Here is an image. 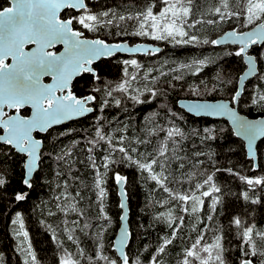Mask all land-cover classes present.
Here are the masks:
<instances>
[{"label": "trees", "instance_id": "obj_1", "mask_svg": "<svg viewBox=\"0 0 264 264\" xmlns=\"http://www.w3.org/2000/svg\"><path fill=\"white\" fill-rule=\"evenodd\" d=\"M230 4L233 10H237L235 0H230ZM7 5V0H0V10ZM148 6L154 13H159L165 4L163 0H100L86 3L92 14L110 11L125 16H135ZM216 6H219V0H193L189 23L195 20L203 22L187 31L197 36L198 41L188 44L157 41L161 45L167 43V49L154 58L141 59L140 62H148L146 65L140 63L144 74L148 73L147 79L140 82L122 79L125 69H122L119 58L100 62L96 69L98 80L89 75L76 79L73 91L78 97L89 94L96 97L94 111L81 119L55 127L45 135H36L42 139L43 148L31 188L22 185L24 156L0 144V178L6 181L5 186L0 187V256L3 257L0 264H21L16 250L17 238L13 234V229L19 225L11 223L17 214L23 220L24 230L28 232L29 243L39 264H60V258L65 253L80 264H107L106 261L96 260L98 246H102L103 255L122 264L112 249L120 216L115 181L117 174L125 177L123 188L130 228L126 248L129 264L134 261L136 264H153L154 256L159 264H182L184 250L191 247L201 234L204 237L202 243L209 244L219 236L225 264H240L243 226L252 227L254 232H264V186L250 187L241 179H264V139L257 145L258 165L254 169L252 161L246 157L243 143L233 135L224 120L194 117L177 107V100L181 98L232 100L236 92L237 78L244 70L242 56L235 55L238 48L217 47L203 41H211L226 30L244 31L254 24L245 26L242 17L220 21L219 16L210 11ZM80 14L68 13V16ZM209 19L218 22L208 24L206 21ZM135 26V21L120 22L119 26L114 22L112 26L101 27L91 34L87 31V34L108 41H117L114 38L127 40L132 38ZM263 48L264 45L250 50L256 56L259 75L246 84L238 101L239 112L249 118L264 116V101L258 99L264 95V56L259 55ZM195 61H204L199 66V72L195 71ZM181 65L193 67L181 68ZM162 71H166L163 76L160 75ZM178 75L182 78L173 79ZM124 80L129 82L128 93L113 91L112 97L106 95L109 87L114 89ZM148 89L155 91L156 95ZM132 95H137L141 102L132 100ZM254 98L257 103L252 102ZM117 99L120 100L119 105L115 103ZM105 100H108L107 104H104ZM97 128L106 137H112V144L117 146H120V137H124L122 146L132 157L130 161L123 159L118 151L112 153L111 159L115 163L110 164L102 185L106 192L104 213L107 221L100 216L98 190L94 182L97 169L104 172L103 158L109 154L110 148L107 140L99 141L94 147L88 143L96 139ZM171 128H178L183 136L168 139L167 131ZM69 130L70 134L61 135L69 133ZM162 143L169 148L165 154L169 160L164 172L168 180L164 181V185L170 190L196 191L200 195L208 191L209 186L196 190L195 185L203 184L208 175L213 176L212 183L220 189L208 197L201 196L203 203L195 214L191 213V201L189 213L185 214L176 201L170 200L163 187L149 179L148 173L142 172L133 162H147L156 155ZM89 148L93 150L89 152ZM133 148L134 152L131 151ZM69 149L71 155L65 160L56 159ZM89 156L95 160L96 168H93ZM181 163L184 165L182 169ZM153 170L155 173L161 171L158 165H154ZM192 173L194 175L189 180L188 174ZM20 192H26L27 197L17 202L15 195ZM245 193L247 200L244 199ZM62 194L69 201L75 200L78 211L65 213L57 207L64 204ZM214 196L219 197V201L213 210ZM57 197H62L60 202L55 199ZM166 200L169 202L163 203ZM169 210L174 217H184L174 239L166 220L158 218L160 213L167 214ZM237 218L242 222L241 228L233 222ZM84 224L89 227L83 228ZM69 235L73 240L68 239ZM164 239H172V243L166 246L163 253H157ZM257 244L264 249V242L257 241ZM81 250L83 256L79 255ZM250 259L253 264H261L264 257L257 255Z\"/></svg>", "mask_w": 264, "mask_h": 264}, {"label": "snow or ice", "instance_id": "obj_2", "mask_svg": "<svg viewBox=\"0 0 264 264\" xmlns=\"http://www.w3.org/2000/svg\"><path fill=\"white\" fill-rule=\"evenodd\" d=\"M165 7L159 13H154L151 6L146 10L136 13L135 16L129 14L118 15L115 12L104 11L99 14H92L88 11L85 0H12L10 7L3 8L0 11V128L4 130V135H0V142L13 146L16 151L22 154L26 159L23 162L25 170V178L22 183L31 188V177L37 168V162L41 159V145L39 139H34L32 133L34 131L45 132L53 125L62 124L65 121L82 117L87 113L93 111L89 105L96 97L94 95H85L77 97L70 89V84L74 76L81 73H91L95 79H99L95 69L91 67L93 62L102 57H110L117 52L129 51L138 52L139 48L124 49L121 44H107L103 40H87L83 39V33L79 30L73 29V24L78 23L84 29L89 31H97L104 26H112L114 22L119 26L120 22L135 21L136 30L132 33L137 36L151 37L153 40H171L176 44H188L197 42L198 37L190 35L187 29L195 28L197 24L203 21L195 20L189 23V16L192 11L193 0H163ZM237 10H233L230 0H219V6L210 10L213 15H218L220 21L231 19L233 17L240 19L243 18L245 26L255 24L252 31L238 33L235 30L227 33L224 40H211L205 39L204 44L211 43L213 45L223 43L230 40L233 44H239V49L235 52L237 57L245 54L246 49L250 45L257 44L258 41H264V0H235ZM61 9H76L80 10L81 14L73 16L69 19L58 18V13ZM110 17V18H109ZM107 18V19H105ZM218 21L209 19L206 21L208 24H213ZM34 44L30 51H25V45ZM63 44L64 50L57 54L51 51L55 45ZM152 51H159L153 49ZM11 57L12 63L5 61ZM249 65V74L255 71V65L251 56L247 57ZM125 65H133L139 68L137 61L124 60ZM204 61H195V71L199 72L201 65ZM181 68L191 69L193 65H181ZM151 70H149L150 72ZM195 74V73H193ZM164 75V73H161ZM50 76L52 83H43L42 78ZM125 76H128L127 68L125 69ZM145 78H148V73H145ZM182 76H175L173 79L179 80ZM132 80L136 79L135 75L131 76ZM155 83V78L152 80ZM100 91V89H95ZM113 91L128 93L129 82L124 80L116 87L108 88L106 95L112 97ZM152 95H156L155 91L148 89ZM195 91V90H194ZM59 93V94H58ZM239 96V92L236 93ZM233 97V101L236 100ZM131 99L140 103L137 95H132ZM259 101H264V95L260 96ZM253 103H257L254 98ZM108 100L104 101L107 104ZM117 105L120 100H116ZM25 106H30L31 115H21V109ZM185 107L189 111L197 113L204 112L210 115L227 116L233 123L235 133L238 136H243L248 141L249 151L251 152L252 142L258 137L264 136V121H248L240 117L236 110L229 108L226 103L219 104H188ZM5 108L15 109L16 115H9ZM69 133H61L66 135ZM96 139L88 141L93 147L99 142L107 140L109 142V154L103 158V169L101 173L99 169L96 171L95 188L98 190L97 199L99 201L100 216L107 221L108 217L104 213V199L106 192L104 187V177L110 164L115 163L111 159L112 153L119 152L122 158L132 160L129 151L122 146L124 137H120L119 145L112 144V137L105 136L100 128L96 129ZM174 136H183L178 128H171L167 131V138L171 139ZM142 142V141H138ZM175 144L176 141H173ZM93 149L89 148L91 152ZM131 151H135L133 148ZM169 148L165 144H161L156 155L147 162H140L139 160L133 161L137 164L142 172L148 173V178L155 181L157 185L163 187V191L169 194L170 200H174L180 206L181 211L185 214L189 213V202L191 201V213L198 212L197 205L202 204L201 196L208 197L210 193L219 192L220 189L212 183L213 176L208 175L204 179L203 184L196 183L195 189L199 190L204 185L209 186L208 191H203L200 195L196 191L180 192L172 191L169 187L164 185V181L168 177L164 175L166 171L167 162L169 158L165 155ZM175 152V148L172 149ZM71 155V150L62 152L61 155L56 157L57 160H65L66 156ZM199 155V154H198ZM164 159L161 160L160 158ZM180 159V157H176ZM93 168H96L95 160L89 156ZM158 165L161 169L159 173H155L153 166ZM184 165L181 163L180 168ZM231 171V170H229ZM194 173L188 174V179L191 180ZM242 180L250 187L257 185L264 186V179L255 178L250 179L241 177ZM117 185H123L125 177L117 174L115 176ZM181 181H177L180 183ZM6 181L0 178V187L5 186ZM79 195V193H77ZM27 197L26 192H20L15 195L17 202L24 201ZM64 204H58L57 207L61 211L67 213L69 211L76 212L78 209L72 204L65 196ZM62 197H57L60 200ZM244 199H248L247 193L244 194ZM219 201V197H213V210L215 204ZM164 201L163 203H168ZM256 203V201H253ZM120 207H125L124 203H120ZM51 214V213H50ZM164 218L168 226L172 228V238L177 235V230L182 227L184 217H174L169 210L167 214L160 213V217ZM212 217L210 216L209 219ZM121 220L125 216L120 217ZM179 223H176V221ZM234 224L242 227L240 219H234ZM12 225H19L13 229L14 237L17 238V251L24 256L23 264H39L37 256L28 241V232L24 230L23 220L17 214L15 219L12 220ZM73 223H76L75 221ZM88 224H84L83 228H88ZM22 237V240L20 239ZM128 232L125 229L119 240V244L123 247L127 241ZM242 240L241 252L242 258L240 264H253L250 257L261 256L264 257V249L258 247L257 241L264 242V232H254L252 227L243 226L240 233ZM69 240H73L71 235L68 236ZM203 234L198 236L191 247L184 250V259L182 264H225L222 256V247L220 244V237L216 236L212 243H202ZM172 243V239H164L161 246L157 249V253H163L166 246ZM205 254V255H202ZM79 255L83 256L81 250ZM122 264H129V257L121 253ZM3 257L0 256V262ZM96 260L106 261L107 264H117L116 260H110L107 256L102 254V246H98ZM60 264H80L78 260L72 258L71 255L65 253L60 258ZM136 264V262H132ZM153 264H159L158 259L153 257ZM264 264V260L261 261Z\"/></svg>", "mask_w": 264, "mask_h": 264}, {"label": "water", "instance_id": "obj_3", "mask_svg": "<svg viewBox=\"0 0 264 264\" xmlns=\"http://www.w3.org/2000/svg\"><path fill=\"white\" fill-rule=\"evenodd\" d=\"M92 2V1H100V0H85V5L87 2ZM8 2V5L6 7H10L11 6V2L12 0H7ZM5 8V7H4ZM3 9H1L0 11H2ZM65 10V9H61L60 12L58 13V18L61 14V12ZM69 10H72L74 12H80V10H76V9H69ZM255 27V24L251 27H249L248 29L244 30V31H241V32H238V33H242V32H248V31H252L253 28ZM234 31L233 29L231 30H226L224 31L222 34H220L219 36H217L215 38V40H224V38L226 37L227 33L229 32H232ZM236 31V30H235ZM237 32V31H236ZM96 39H99V38H95V39H87V40H96ZM101 40V39H100ZM105 42V41H104ZM107 43V42H105ZM107 44H121L122 47L124 49H128V48H139L141 49V51H138V52H129V51H121V52H117L115 54H127V55H133V54H147V53H156L158 51H152L153 49H160L161 48H158L157 46H154L152 44H145V43H139V44H136V45H132L130 46L127 42H122V43H107ZM264 45V41H258L257 44L255 45H250L247 49H246V52L245 54L241 55L242 56V60H243V63L245 65V69L242 73L239 74L238 78H237V82H236V86H237V89H236V93L239 92V96H236V93L234 96H236V100L233 101V104H231L229 101H223V100H217V101H204V100H187V101H181V102H177V106L179 108H181L182 110H184L186 113H188L189 115L191 116H194V117H205V118H209V119H213V120H224L228 126L230 127L233 135L239 139L242 143H243V146H244V150H245V153H246V156H247V159H250L252 160L253 162V165L254 167L256 168V164H257V152H256V146L257 144L264 138V136H261V137H258L257 139L253 140L252 142V148H251V152L249 151V146H248V141L247 139H245L243 136H238L236 135L235 133V128H234V125L233 123L229 120V118L227 116H218V115H210V114H207V113H204V112H200V113H197L195 111H189L185 105H188V104H194V103H200V104H204V103H208V104H219V103H226L228 104L229 108H233L236 110L237 114L242 117L243 119L245 120H248V121H256V122H259V121H264V116L262 117H257V118H249L247 117L246 115L244 114H241L238 112V109H237V102H238V99L241 97L243 91H244V87L246 86V84L253 80L254 78H256L258 75H259V68H258V62L256 60V56L253 55L252 53H250V50L253 48V47H262ZM60 46L61 49L57 52V54H59V52H62L64 50V45L63 44H57L55 45L53 48L55 47H58ZM217 47H223V46H234V47H237L239 48L240 45L237 43V44H233L230 40L228 41H225L223 43H219V44H216ZM33 47H35L34 44H28V45H25V51H30ZM114 54V55H115ZM113 56V55H112ZM248 56H251L253 58V63L255 65V71L251 74H249V65H248V61H247V57ZM111 57V56H110ZM106 58H109V57H102L100 59H106ZM9 60V64L12 63V60H11V57H9L5 62H7ZM98 61V60H96ZM94 61V62H96ZM93 62V63H94ZM77 77V76H74L72 81L74 80V78ZM49 78L51 79L49 82H46V83H52V78L49 76ZM71 81V83H72ZM42 82H43V78H42ZM45 83V82H43ZM70 89H71V84H70ZM79 98V97H78ZM94 103L91 102V104L89 105L90 107L93 108L92 104ZM24 108H28L29 110V114L27 116H30L31 115V108L30 106H25ZM22 108V109H24ZM10 110H14V113L10 114V115H16V111L15 109H8L6 108V112H9ZM93 111H94V108H93ZM90 112V113H87L85 114L84 116L82 117H76L74 119H71V120H68V121H65L63 122L62 124H59V125H53L51 128H49L47 131L45 132H39V131H34L32 133L33 135V138L34 139H39L41 140L42 142V145H41V151H42V148H43V141L42 139L36 137V135H45L49 130L55 128V127H60L62 125H66L68 124L69 122L71 121H76L78 119H81L85 116H88L90 114L93 113ZM2 130V134L1 135H4V130L2 128H0ZM3 143V142H1ZM7 145V144H5ZM7 146H10L17 154L19 155H22L20 153H18L16 151V149L11 146V145H7ZM23 156V155H22ZM26 159V157H24V160ZM24 162V161H23ZM39 162L40 160L37 162V168L36 170L34 171L32 177H31V180L35 174V172L38 170L39 168ZM25 178V170L23 168V178H22V181L23 179ZM124 184V183H123ZM22 185L24 187H26L23 183ZM117 185V183H116ZM27 188V187H26ZM117 195H118V200H119V208H120V216H119V224H118V227L116 229V233L112 239V249L116 255V257L122 262V257H121V253H124L126 254V248L128 246V243H129V240H130V228H129V209H128V203H127V197H126V194H125V191H124V188H123V185H117ZM123 202L125 207L122 209L120 207V203ZM125 216V219L124 220H121L120 217L121 216ZM127 229V232H128V238H127V241L125 243V245L123 247H121V245L119 244V240H120V236L122 234V232Z\"/></svg>", "mask_w": 264, "mask_h": 264}, {"label": "flooded vegetation", "instance_id": "obj_4", "mask_svg": "<svg viewBox=\"0 0 264 264\" xmlns=\"http://www.w3.org/2000/svg\"><path fill=\"white\" fill-rule=\"evenodd\" d=\"M89 2V1H88ZM92 2H98V1H92ZM68 13H78V12H74V11H72V10H69V9H65V10H63L62 12H61V14H60V16H59V18L60 19H69V18H71V16H68ZM77 25H78V23H75L74 22V24H73V29L74 30H79V31H81L82 33H83V39H95V38H99V39H101V40H103V41H105V42H119V41H127L130 45H132V44H135V43H145V44H156V45H158V46H160V47H164V49L166 48V46L165 45H167V43H165V45L163 44V45H161V43H163V42H167L168 40H156V42H154V40L153 39H151V37H146V36H137V35H133V34H131V36H132V38H128L127 40H125V39H122V38H114V39H116L117 41H108V40H105V39H103V38H101V37H98V36H94V35H89V34H87V31H89V30H86V29H84L81 25L79 26L78 25V27H77ZM136 30V26H135V28L132 30V33L134 32ZM90 32V34H91V32H94V31H89ZM157 41H160L161 43H158ZM61 49V47L60 46H58V47H55V48H52V49H50L51 51H53V52H58L59 50ZM167 49V48H166ZM159 53H161V52H156V53H147V54H133V55H127V54H115V55H113V56H111V57H109V58H106V59H99L98 61H96V62H94L93 63V65L91 66V67H93L94 69H95V71H96V73H97V66L100 64V62H102V61H105V60H110V59H120L121 60V67H122V69H126L127 68V71H128V76H125V71H124V73L122 74V76H121V78L122 79H128V80H132L131 79V76L132 75H135L136 76V79L135 80H132V81H139L140 80V78H139V74H138V72L135 70V69H138V70H143V68L140 66V63H137L138 65H139V68H137L136 66H130V68H133V69H130V68H128V65H125L124 63H123V61L124 60H132V59H135L137 62H140L141 61V59H143V58H154V57H156V56H159ZM147 60V59H146ZM9 62V60L6 62V63H8ZM82 75H89V76H91L93 79H95L94 77H93V75L91 74V73H81L80 75H78L77 77H75L74 78V80L72 81V83H71V90H72V92H73V94L74 95H76V92H74L73 91V84H74V81L76 80V79H78L80 76H82ZM51 79L49 78V76H45V77H43V82H49ZM59 94V93H58ZM77 96V95H76ZM78 97V96H77ZM93 106H94V103L92 104ZM5 111H6V108H5ZM9 115L10 114H12V113H14V110H10L9 112H7ZM21 115H24V116H27L28 114H29V110H28V108H24V109H21V113H20ZM2 133V130L0 129V134Z\"/></svg>", "mask_w": 264, "mask_h": 264}, {"label": "rangeland", "instance_id": "obj_5", "mask_svg": "<svg viewBox=\"0 0 264 264\" xmlns=\"http://www.w3.org/2000/svg\"><path fill=\"white\" fill-rule=\"evenodd\" d=\"M168 41L171 42V40H168ZM261 48H262V47H261ZM263 49H264V48H263ZM261 54L264 56V50H262L261 53H259V55H261ZM262 55H261V56H262ZM137 63H142V64L146 65V63H148V62L145 61V62H137ZM130 66H132V65H128V68H130ZM244 67H245V66H244ZM130 69H133V68H130ZM135 70H136V71L138 72V74H139V78H140V80H139L138 82L144 80V79H145L144 69H143V70L135 69ZM162 73L166 74V71H162ZM160 75H161V73H160ZM161 76H163V75H161ZM55 199L58 200L57 198H55ZM58 201H59V200H58ZM59 202H60V201H59ZM70 202H71L72 204L76 203L75 200H74V201L71 200ZM200 205H201V204L197 205L198 209L200 208ZM20 239L22 240V237H21ZM17 243H18V240H17V242H16V249H17ZM27 244H29V238H28V241L25 242L24 246L26 247ZM17 252H18V251H17ZM18 256L20 257L21 264H23L24 256L21 255L19 252H18Z\"/></svg>", "mask_w": 264, "mask_h": 264}, {"label": "bare ground", "instance_id": "obj_6", "mask_svg": "<svg viewBox=\"0 0 264 264\" xmlns=\"http://www.w3.org/2000/svg\"><path fill=\"white\" fill-rule=\"evenodd\" d=\"M122 42H127V41H119V42H107V43H122ZM128 43V42H127ZM129 44V43H128ZM136 44H139V43H135V44H132V45H136ZM130 45V44H129ZM132 45H130V46H132ZM154 46H157L158 48H161L160 49V51H162L163 49H164V47H160V46H158V45H156V44H153ZM160 51H158V52H160ZM243 61V60H242ZM245 66V65H244ZM244 69H245V67H244ZM244 71V70H243ZM242 71V72H243ZM241 72V73H242ZM244 90H245V87H244ZM244 92V91H243ZM236 93V92H235ZM243 94V93H242ZM235 95V94H234ZM242 96V95H241ZM234 97V96H233ZM241 98V97H240ZM239 98V99H240ZM239 99H238V101H239ZM187 100H201V99H184V98H181V99H178L177 100V102H181V101H187ZM218 100H223V101H229L231 104H233V99L232 100H224V99H218ZM204 101H217V100H204ZM93 106V105H92ZM178 107V106H177ZM179 108V107H178ZM181 109V108H180ZM237 109H238V102H237ZM182 110V109H181ZM184 111V110H183ZM185 112V111H184ZM238 112H239V110H238ZM240 113V112H239ZM188 114V113H187ZM203 118H205V117H203ZM2 134V133H1ZM0 134V135H1ZM264 139V138H263ZM0 144H4V143H1L0 142ZM5 145V144H4ZM258 145V144H257ZM7 146V145H6ZM10 147V146H9ZM256 152H257V146H256ZM247 157V156H246ZM248 160H250V159H248ZM252 161V160H251ZM252 164H253V162H252ZM257 165H258V155H257V164H256V168H257ZM253 167H254V165H253ZM255 167H254V169H256Z\"/></svg>", "mask_w": 264, "mask_h": 264}]
</instances>
